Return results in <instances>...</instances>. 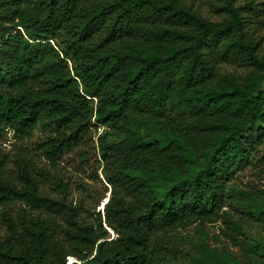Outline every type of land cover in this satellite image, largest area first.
Returning a JSON list of instances; mask_svg holds the SVG:
<instances>
[{
  "label": "trees",
  "instance_id": "obj_1",
  "mask_svg": "<svg viewBox=\"0 0 264 264\" xmlns=\"http://www.w3.org/2000/svg\"><path fill=\"white\" fill-rule=\"evenodd\" d=\"M235 2L213 20L183 0H0V132L51 128V159L90 141L111 188L89 221L63 180L0 152V264H237L243 221L264 230V186L232 187L264 178V53ZM218 220L224 251L168 259L166 234Z\"/></svg>",
  "mask_w": 264,
  "mask_h": 264
},
{
  "label": "rangeland",
  "instance_id": "obj_2",
  "mask_svg": "<svg viewBox=\"0 0 264 264\" xmlns=\"http://www.w3.org/2000/svg\"><path fill=\"white\" fill-rule=\"evenodd\" d=\"M202 15L216 20L228 16L224 0H183ZM240 8V15L245 19V30L251 34L258 45V52L264 53V0H236ZM224 70L233 71L245 76L251 71L244 64H224ZM264 87V82L261 83ZM51 132V128L37 127L30 136H21L11 129L0 132V152L7 156L8 166L14 168L19 158L25 160L33 167H42L63 180L67 187L68 200L80 210L86 220L94 221L97 212L104 218V207L110 198V186L105 181L102 170L96 174L93 156H89L90 141L67 150L58 158L51 159L40 147L41 142ZM99 134V132H98ZM93 135V132H92ZM264 151V144L258 154ZM264 186V178H258L253 171L240 173L233 181V188H253ZM44 190L58 195V189L51 183L44 185ZM232 203V201H230ZM16 206H18L16 204ZM236 216L239 213L228 206ZM109 232V239L116 237L117 233L104 222ZM245 236L238 245H231V256L237 259V264H264V230L262 226L253 221H243ZM225 224L222 220L207 223L201 226L193 223L187 227H180L163 237V242L169 247L168 259L173 262L193 263L197 257L206 256V253L224 251L229 242L222 231ZM215 255V254H214ZM71 258H68L70 264Z\"/></svg>",
  "mask_w": 264,
  "mask_h": 264
},
{
  "label": "built area",
  "instance_id": "obj_3",
  "mask_svg": "<svg viewBox=\"0 0 264 264\" xmlns=\"http://www.w3.org/2000/svg\"><path fill=\"white\" fill-rule=\"evenodd\" d=\"M103 129H105V126H99L98 127V132L101 133L103 131Z\"/></svg>",
  "mask_w": 264,
  "mask_h": 264
},
{
  "label": "water",
  "instance_id": "obj_4",
  "mask_svg": "<svg viewBox=\"0 0 264 264\" xmlns=\"http://www.w3.org/2000/svg\"><path fill=\"white\" fill-rule=\"evenodd\" d=\"M108 200H109V198H108ZM73 261H75V258L71 260V262H73ZM71 262H70V263H71Z\"/></svg>",
  "mask_w": 264,
  "mask_h": 264
},
{
  "label": "bare ground",
  "instance_id": "obj_5",
  "mask_svg": "<svg viewBox=\"0 0 264 264\" xmlns=\"http://www.w3.org/2000/svg\"><path fill=\"white\" fill-rule=\"evenodd\" d=\"M70 258H71V260L74 259V257H70Z\"/></svg>",
  "mask_w": 264,
  "mask_h": 264
}]
</instances>
